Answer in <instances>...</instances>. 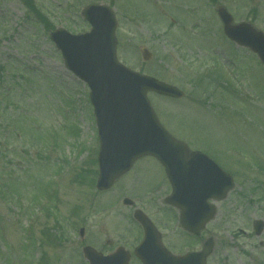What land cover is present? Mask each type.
Returning <instances> with one entry per match:
<instances>
[{
  "label": "rangeland",
  "instance_id": "obj_1",
  "mask_svg": "<svg viewBox=\"0 0 264 264\" xmlns=\"http://www.w3.org/2000/svg\"><path fill=\"white\" fill-rule=\"evenodd\" d=\"M34 1L48 12L54 27L65 26L74 32L89 31L88 24L75 21L83 7L105 3L113 8L118 18L119 61L184 91L185 96L175 101L149 94L160 121L173 136L217 160L236 181L228 197L216 203L217 215L212 221L215 248L210 263L264 264V229L256 235L252 226L255 220H264V67L245 49L230 51L218 44L201 49L192 41L197 38L181 33L179 24L170 21L175 17L186 23L197 16V31L206 23L216 30L213 11L204 14L201 8L213 6L215 10L222 3L235 22L249 21L264 32V0H146L151 4L145 0ZM25 5L23 0H0V264H26L22 263L25 256H30V263L36 253L40 259L32 264H41L45 255L50 264H80L77 253L83 243L78 227L86 229L85 243L96 247L95 234L106 220L98 223L110 216L97 218L100 208L96 202L108 192L96 193L93 186L98 176L99 141L89 89L64 68L48 32L30 18ZM191 25L186 24L188 33L194 30H189ZM214 34L216 31L210 33ZM143 48L152 53L148 62L142 58ZM26 66L38 73H24ZM64 159L71 169L62 171ZM164 177L156 159L143 158L118 178L116 194L100 201L101 207L112 205L119 195L137 198L135 204L124 203L113 212L127 226L126 211L161 208L162 197L168 192ZM154 181V188L160 187L154 189ZM54 186L56 195L49 199L45 194L42 204L59 207H53L47 216L38 212L34 226L40 247L37 252L28 249L30 241L26 239L30 236L27 228L33 224L28 216L36 207L30 206L31 201L37 195L38 201L43 191H52ZM258 189L261 192L256 193ZM55 211L66 217L76 214L79 219L68 217L78 225L71 230L75 240L56 247L50 243L56 239L52 231ZM160 215L167 221L166 210ZM113 235L108 232L107 238L112 240Z\"/></svg>",
  "mask_w": 264,
  "mask_h": 264
},
{
  "label": "water",
  "instance_id": "obj_2",
  "mask_svg": "<svg viewBox=\"0 0 264 264\" xmlns=\"http://www.w3.org/2000/svg\"><path fill=\"white\" fill-rule=\"evenodd\" d=\"M94 8L92 6L87 10H93ZM93 13L90 12V18L95 26L94 31L105 32L108 39L109 34H111L112 45H114L113 27L108 28V31H106L104 27L95 25L96 23L92 18ZM221 16L226 21V33L232 39H238L241 43L258 51L264 62V34L247 22L236 26L232 25V18L227 12H221ZM147 53H144L146 57L149 55ZM63 55L69 68L74 69L80 78L85 79L92 89L91 99L95 107L101 139H104L105 132L112 135L117 134L114 132L116 130L120 134L118 135L120 137L118 139L119 145L117 144L120 151H116V156L120 155L117 160H123L124 164L120 166V161L112 164V160L108 161L102 151L99 160L101 173L97 181V187L101 190L109 188L116 177L121 176L130 169L136 158L147 154L154 155L165 166L164 168H166L174 190L185 191L186 189L195 193L192 195L187 193V195L188 198H195L196 201L193 206L198 208L199 216L203 215L204 208H209L208 217L201 220L200 225L203 226L209 217L215 214L214 206L208 205L207 199H224L229 190L233 188L234 182L232 177L221 170L208 156L201 152H191L184 142L174 138L161 126L145 96L148 90L175 97L182 96V92L176 87L154 78L145 77L144 80H137L123 76L122 69L120 67L118 69L117 66L115 68L111 63L107 65L108 69L105 68L106 63H104L105 66L103 63L98 64L97 68L94 64L91 67L87 59L81 64L66 51L63 52ZM87 57L91 62L94 61L95 56L92 47ZM140 86H142L141 89ZM116 137L110 136V139L114 140ZM106 147H108V144H105L103 140L101 150L106 149ZM176 197L178 199H188L185 198L184 192ZM182 206L183 215L186 218L190 217L188 208L191 205L182 204ZM183 222L185 226L188 225L185 219ZM255 224L257 234H260L264 223L263 221H256ZM187 227L191 228L190 226ZM194 230L197 231V229ZM212 248L213 240H209L201 253L184 257L175 256L173 258L165 256L162 264H205L204 259L208 254L210 255ZM144 260L148 262L147 259L144 258ZM126 263L127 260L116 262V264ZM92 264H96V262L92 261Z\"/></svg>",
  "mask_w": 264,
  "mask_h": 264
},
{
  "label": "flooded vegetation",
  "instance_id": "obj_3",
  "mask_svg": "<svg viewBox=\"0 0 264 264\" xmlns=\"http://www.w3.org/2000/svg\"><path fill=\"white\" fill-rule=\"evenodd\" d=\"M186 1V0H185ZM198 1V0H196ZM202 3L205 1H213V0H199ZM200 2V3H201ZM221 6H225L222 3L217 4L215 7V10L212 7H209L208 9L205 7L201 8L205 13H209V11H213L212 14V25L218 24V28L215 30L214 27H209L206 24H203L200 26L199 30L197 31L194 29V35L196 41L200 40L198 42V46L201 47H208L209 49L213 47V44H218L217 47H222L223 49H236V48H241L245 49L244 47L237 46L232 40H230L224 33V25L221 19H219V14H218V9ZM238 23V22H236ZM216 31V34L210 35L211 32ZM213 37V39L211 38ZM211 39V40H209ZM214 40V41H213ZM248 49H245L247 51ZM249 51V50H248ZM255 55V54H254ZM256 61L260 60L258 56L255 55L254 58ZM168 193H171V190L167 192V195L162 197V206L161 208H153V212L145 211V213L148 216V220L152 221L153 225L155 228H149L148 233V239L150 240L149 247L147 249L146 256L149 259L150 255L153 254L157 261L159 259H163L165 257L164 251L167 250L171 252L174 255L182 256L194 252H199L201 249L204 248V245L207 240L213 239L215 240V226L213 224V220L207 221L204 226L200 225L198 220L196 219L197 216L192 217L191 219L194 220L192 222V226L194 229H197L196 231H189L186 230L181 221H180V210L167 205L168 203L166 202V199L168 197ZM140 208V207H136ZM134 207V209H136ZM142 209V208H141ZM144 211V209H142ZM169 213L167 221H162V216L160 215V212L165 211ZM128 219L124 222L128 224L127 227H124L122 229V232L125 231L124 234H122L121 231L117 229V226L114 227H104L102 228L101 231H99L95 236L98 238V243L95 244L97 245L95 248L105 254H109L113 252L115 249H117L119 246L125 247V249H128V251L131 253V260L129 264H144L140 258L136 257L134 255V250L137 246H139L144 238L146 237V232H144V228L141 227L138 223L132 221V215H127ZM83 230L81 231L80 229V239L82 240L83 245L87 244L85 243V232L86 229L82 227ZM112 232L113 239H108L107 238V233ZM240 233V232H239ZM94 234V232H92ZM113 241V245L109 244V242ZM91 243L88 242V245ZM166 248V249H165ZM214 253V248L213 252L210 254V256L207 257L206 264H211L210 259L213 256ZM148 263V262H147ZM150 264V263H148ZM161 264V263H157Z\"/></svg>",
  "mask_w": 264,
  "mask_h": 264
}]
</instances>
